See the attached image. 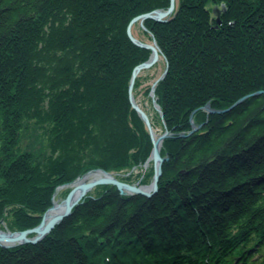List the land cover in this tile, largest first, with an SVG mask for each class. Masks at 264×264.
<instances>
[{
	"label": "trees",
	"instance_id": "16d2710c",
	"mask_svg": "<svg viewBox=\"0 0 264 264\" xmlns=\"http://www.w3.org/2000/svg\"><path fill=\"white\" fill-rule=\"evenodd\" d=\"M170 4L0 0V218L9 229L37 226L58 186L90 169L151 181L153 165L143 164L153 143L129 98L151 50L127 29ZM214 4L225 9L219 26ZM144 24L169 65L155 89L165 123L155 109L151 117L171 131L157 191L100 186L41 241L0 245V264H264V93L251 95L264 91V0H177L167 21ZM207 103L228 110L208 115ZM191 118L199 128L187 134Z\"/></svg>",
	"mask_w": 264,
	"mask_h": 264
},
{
	"label": "water",
	"instance_id": "95a60500",
	"mask_svg": "<svg viewBox=\"0 0 264 264\" xmlns=\"http://www.w3.org/2000/svg\"><path fill=\"white\" fill-rule=\"evenodd\" d=\"M175 4H176V0H171V4L167 9H156L151 12L144 13L142 15L135 17L133 21L140 20L142 23L145 19L152 18L160 22H165L169 19V16L173 13L175 9ZM217 11L219 12L220 10H217ZM217 22L219 24L221 23L220 17L217 18ZM128 34L135 44L143 46V47L151 48L153 52L151 58L147 62H144L136 66V68L134 69L133 76L131 79V88H132L134 84V80L136 76L138 75V73L142 69L148 68L152 66L154 63H156L160 55H159V51L157 48L158 46H157L156 41H155L156 45H148V44L142 43L141 41H139L133 36L131 32V26L128 27ZM166 72L167 70L158 80L162 79L165 76ZM156 83L157 81L153 85V90H152L153 97L155 96L154 89H155ZM259 93H264V91L261 90L259 91ZM130 99L133 104V107H135V109L141 114V116L145 120L150 130V133H151V137L153 141V149H152L150 158L153 160V163H154L153 181L149 185L129 184L125 181L119 180L112 173L102 168L91 169L85 174H83L82 176H79L72 183L67 184L71 186L73 185V187L63 202L61 201L59 202L55 200V197H53L52 206L46 211V213L42 217L41 222L37 226L24 229V230H17V231L0 229V245L4 247H12V246H16L19 244L37 243L41 241L46 235H48L54 229L56 225H58L64 218L68 217L72 213V209L76 205H78L79 201L87 194V192L93 189L97 185L111 184V185L116 186L118 190H120L122 193H125V192L139 193V194H143L148 197L157 191L159 177L162 174L163 162L167 159V157H162L160 153L164 135H167V134L156 137L152 129V126L150 124L148 115L145 113L143 109H141L135 103L132 94L130 95ZM242 100L243 99L239 100L237 103L242 102ZM154 101H155V104L158 110L161 111L160 107L156 103V100ZM209 111L214 112V110H211V109ZM194 129L196 130L197 127H194ZM91 175H95V176L87 181L86 179ZM59 188L61 189V186ZM59 188L56 190L55 195L57 194ZM1 223H3V220H0V224Z\"/></svg>",
	"mask_w": 264,
	"mask_h": 264
},
{
	"label": "rangeland",
	"instance_id": "374dc122",
	"mask_svg": "<svg viewBox=\"0 0 264 264\" xmlns=\"http://www.w3.org/2000/svg\"><path fill=\"white\" fill-rule=\"evenodd\" d=\"M176 3H177V0H176ZM175 8H176V4H175ZM211 8H212V15L217 19L218 17H220L221 18V13L220 12H222V10L224 9V5L222 4V5H216V4H214V5H211ZM158 9H162V8H158ZM216 9V10H215ZM154 10H156V9H154ZM175 10V9H174ZM217 10H220L219 12L217 11ZM153 11V10H152ZM149 12H151V11H149ZM174 12V11H173ZM145 13H147V12H145ZM142 14H144V13H141V14H139V15H142ZM139 15H137V16H139ZM220 15V16H219ZM137 16H135V17H137ZM135 17H133V19L131 20V22H130V24H129V26H131V32H132V34H133V36L136 38V39H138L139 41H141L142 43H144V44H148V45H156V43H155V41L157 42V40L155 39V37L153 36V34L152 33H150L149 35H151V36H153V38L152 39H150V38H148V36H146L143 32H142V29H144V30H147V27L145 26V24H144V22H145V20H147V19H152V18H147V19H145L142 23H141V21L140 20H136V21H133L134 20V18ZM170 17V16H169ZM153 20H155V19H153ZM157 21V20H156ZM136 25V26H133V25ZM220 24H222V19H221V23ZM218 22H217V26H219L220 25ZM128 26V27H129ZM134 29V30H133ZM127 32H128V29H127ZM128 36H129V34H128ZM130 37V36H129ZM131 39V38H130ZM132 40V39H131ZM137 45V44H136ZM138 46H140V45H138ZM157 48H158V51H159V55H160V57H159V59H158V61L156 62V63H154L152 66H150V67H148V68H144V69H142L139 73H138V75L136 76V78L139 76V75H141L142 76V84L141 85H138V88L137 89H135V80H136V78H135V80H134V84H133V86H132V88H131V82H130V84H129V98H130V95L132 94V96H133V98H134V101H135V103L141 108V109H143L144 111H145V113L148 115V117H149V121H150V124H151V126H152V129H153V131H154V133H155V135H156V137H158V136H160V135H164V134H167V135H164V138H163V142H164V139H166V138H168L169 136H171V131L169 130V129H164V128H162V125H159L158 124V128L157 129H154V127H153V125H152V122H151V117H153L154 115H155V111H154V109L156 110V111H158V113H159V115H160V117H161V122H162V124L163 123H165V121L163 120V111H162V109H161V106L158 104V102H157V97H156V92H155V89H156V86H155V89H154V92H155V98L153 97V95H152V90H153V85L155 84V82L157 81V83H156V85L158 84V82L159 81H161L165 76H166V74H167V72H166V74H165V76L162 78V79H160V80H158L163 74H164V72L167 70L168 71V67H169V65H168V62H167V59L165 58V56L162 54V52H161V48H160V46H159V44H158V42H157ZM140 47H143V46H140ZM144 48H146V49H150L151 50V54H150V57H149V59L151 58V56H152V49L151 48H148V47H144ZM148 59V60H149ZM148 60H146V61H144V62H147ZM144 62H142V63H144ZM142 63H140V64H142ZM140 64H138V65H140ZM138 65H136V66H138ZM136 66L134 67V69L136 68ZM134 69H133V71H134ZM132 76H133V73H132ZM132 79V78H131ZM151 84V90H150V92H149V94H145L146 92H145V90H146V87H147V85H150ZM259 91H261V90H259ZM259 91H257V92H254V93H251V95H255V94H260L259 93ZM135 94H137V96L135 95ZM250 95V94H249ZM249 95H245L244 97H242V98H240L239 100H241V99H243V100H245L246 98H248L249 97ZM154 100H156V103H157V105L160 107V109H161V111L160 110H158V108H157V106H156V104H155V101ZM238 100V101H239ZM242 100V101H243ZM237 101V102H238ZM130 102H131V99H130ZM236 102V103H237ZM235 103V104H236ZM131 106H132V108L133 109H135V107H133V104H132V102H131ZM146 107V108H145ZM204 109L208 112V115H210V114H213V113H221V112H224L225 110H228V108L227 109H216V108H213L209 103H207L206 105H205V107H204ZM214 110V112H211V111H209V110ZM147 110H149V114L147 113ZM135 111L138 113V115L141 117V119L144 121V123H145V125H146V127H147V129H148V132H149V134H150V137H151V133H150V130H149V128H148V126H147V124H146V122H145V120L143 119V117L141 116V114L135 109ZM191 123H192V129L189 131V133H187V134H191V133H193L194 131H196L198 128H199V126L198 125H196V123L194 122V120H193V118H191ZM194 127H197V129L195 130L194 129ZM193 131V132H192ZM185 135V133H181V136H184ZM151 140H152V137H151ZM163 142H162V146H163ZM152 143H153V141H152ZM162 146H161V148H162ZM153 149V148H152ZM151 153H152V151H151ZM151 153H150V155L148 156V158L146 159V161H145V163L143 164V170L145 171V169H147L148 167H149V165L152 163V165H153V170H154V163H153V160L150 158L151 157ZM160 153H161V150H160ZM162 156V155H161ZM162 157H167V159H168V156H162ZM164 163V162H163ZM93 169H97V168H93ZM102 169H104V168H102ZM91 170V169H90ZM104 170H106V169H104ZM134 170H135V172H138L139 170H138V168H134ZM89 171V170H88ZM88 171H86V172H88ZM106 171H108V172H110V173H112L116 178H118L119 180H122V181H125V182H127V183H129V184H137V185H149L152 181H153V178H154V173H153V175H152V178H151V181L149 182V183H142L140 180H137V181H126V180H123V179H120L119 178V172H121V170L120 171H117V170H106ZM85 172V173H86ZM85 173H83V174H85ZM82 174V175H83ZM82 175H79V176H82ZM126 175H129V173H126ZM79 176H77V177H75L72 181H70V182H67V183H63V184H61V189L59 188L60 186H58V188H59V190H58V192H57V194L55 195V192H56V190L58 189H56L55 190V192L53 193V196H52V204H53V197H55V200H57V201H61V202H63L64 201V199L67 197V195L69 194V192L72 190V187H73V185L71 186V185H67V184H70V183H72L74 180H76ZM95 175H91V176H89L86 180L88 181V180H90L91 178H93ZM66 185V186H65ZM104 185H111V184H104ZM100 186H103V184L101 185H97V186H95L93 189H91V190H89L88 192H87V194L79 201V203H81L86 197H88V196H91V195H95L96 193H97V191L99 190V189H102V188H98V187H100ZM120 191V190H119ZM121 192V191H120ZM122 193V192H121ZM122 194H125V195H128V194H135V193H131V192H125V193H122ZM78 203V204H79ZM52 206V205H51ZM50 206V207H51ZM77 206V205H76ZM75 206V207H76ZM50 207H48L45 211H44V213L41 215V220H42V217L44 216V214L46 213V211L50 208ZM73 210V209H72ZM71 215V214H70ZM65 219V218H64ZM63 219V220H64ZM0 220H3V223H1L0 224V229H2V230H10V231H17V230H11V229H9V227H8V225H7V223H6V220L4 219V218H0ZM62 220V221H63ZM20 245V244H19ZM13 247V246H12Z\"/></svg>",
	"mask_w": 264,
	"mask_h": 264
}]
</instances>
